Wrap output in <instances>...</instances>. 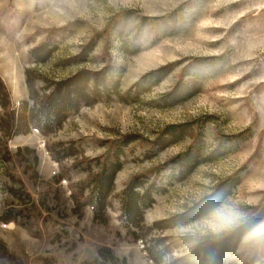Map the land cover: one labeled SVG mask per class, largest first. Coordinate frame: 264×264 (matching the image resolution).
I'll use <instances>...</instances> for the list:
<instances>
[{
	"label": "rangeland",
	"instance_id": "374dc122",
	"mask_svg": "<svg viewBox=\"0 0 264 264\" xmlns=\"http://www.w3.org/2000/svg\"><path fill=\"white\" fill-rule=\"evenodd\" d=\"M205 191L264 218V0H0V264H249Z\"/></svg>",
	"mask_w": 264,
	"mask_h": 264
},
{
	"label": "clouds",
	"instance_id": "9594fccd",
	"mask_svg": "<svg viewBox=\"0 0 264 264\" xmlns=\"http://www.w3.org/2000/svg\"><path fill=\"white\" fill-rule=\"evenodd\" d=\"M199 217L176 228L189 247L205 239H219L233 233L240 234L241 246L250 253L249 264H264V218H255L230 199H218L211 191L200 194ZM209 264H212L210 259Z\"/></svg>",
	"mask_w": 264,
	"mask_h": 264
},
{
	"label": "trees",
	"instance_id": "16d2710c",
	"mask_svg": "<svg viewBox=\"0 0 264 264\" xmlns=\"http://www.w3.org/2000/svg\"><path fill=\"white\" fill-rule=\"evenodd\" d=\"M103 189H104V186H103V183H100V185H98V188H97V191H96V194H95V197L97 198V207L100 206V202H101V199L103 197ZM94 209L96 210V206H94ZM97 211V210H96Z\"/></svg>",
	"mask_w": 264,
	"mask_h": 264
}]
</instances>
